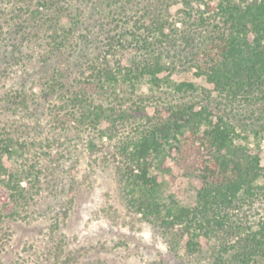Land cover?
<instances>
[{
	"label": "trees",
	"instance_id": "trees-1",
	"mask_svg": "<svg viewBox=\"0 0 264 264\" xmlns=\"http://www.w3.org/2000/svg\"><path fill=\"white\" fill-rule=\"evenodd\" d=\"M91 1L1 3H22L18 10L23 16L16 14L21 17L14 24L19 30L30 28L22 38L52 28L48 44L55 53L76 50L69 40ZM134 1L142 4L140 16L124 12ZM175 3L182 7L171 21L167 10ZM104 7H97V14L109 20L95 25L106 36L83 67L90 85L109 91L110 102H95L86 87L62 90L61 80L49 79L46 95L61 88L59 101L49 107L52 120L61 127L74 122L87 131V150L113 164L127 206L152 223L171 249L178 246L193 257L202 252V239H215L211 264L264 262V208L253 221L246 219L264 200V165L241 140L250 126L255 136L264 131V0H106ZM65 13L72 24L59 33L54 24ZM178 23L180 35L174 33ZM128 48L138 56L124 66L115 56ZM171 50L179 53L176 61ZM19 54V45H13L11 58L19 61ZM181 65L194 69L209 86L175 81ZM120 81L132 93L119 94ZM141 82L148 95L137 92ZM33 146L7 130L0 132V215H20L34 198L40 152ZM159 174L198 179L195 203L165 197ZM62 264L70 262L66 258Z\"/></svg>",
	"mask_w": 264,
	"mask_h": 264
},
{
	"label": "rangeland",
	"instance_id": "rangeland-1",
	"mask_svg": "<svg viewBox=\"0 0 264 264\" xmlns=\"http://www.w3.org/2000/svg\"><path fill=\"white\" fill-rule=\"evenodd\" d=\"M105 2L92 0L78 17L80 22L69 40L77 44L76 50L67 47L55 53L50 52L52 47L48 44L52 28L35 31L36 37L22 38V33L30 30L14 26L21 17L17 18L16 14L23 13L18 10L22 3L0 4V132L7 130L40 152L37 158L40 180L37 188H33L36 193L28 208H20V215L15 217L7 213L0 215V264H48L49 261L62 264L66 258L70 264H211L210 249L215 239H202L203 250L193 257L183 254L178 246L171 249L169 240L152 223L127 206L113 164L87 150V131L74 122L58 126L49 114V107L59 101L57 93L61 90L46 95L49 79L61 80L62 90L86 87L89 98L95 102H110L109 91L90 85L83 67L96 53L94 46L106 36L95 25L100 19L109 20L96 10L105 9ZM141 5L134 1L131 8V3L126 4L124 12L140 16ZM180 7V3L169 5L167 14L171 21L178 17L176 11ZM73 13L71 10L70 14ZM61 17L62 22L54 24L59 33L72 24L71 15L65 13ZM174 29L180 35L183 26L178 23ZM17 44L21 55L19 61H14L11 52ZM135 51L131 48L115 58L121 57L122 64L127 66L138 56ZM176 51L180 53V49ZM176 51L171 50L174 61L179 54ZM173 79L209 86L194 69L182 65L176 68ZM131 88L121 81L116 84L119 94L132 93ZM137 92L148 95L147 85L141 82ZM20 93L26 96L25 104L20 101ZM250 127L242 131L241 140L251 152L260 155L264 165V131L255 136ZM159 178L164 181L165 197L172 196L183 205L195 203L198 179L171 180L162 174ZM22 185L27 186L24 182ZM263 208L264 200L257 201L246 219L253 221Z\"/></svg>",
	"mask_w": 264,
	"mask_h": 264
}]
</instances>
